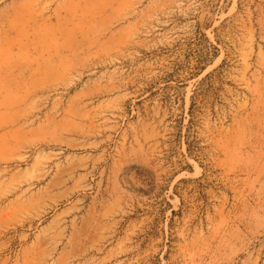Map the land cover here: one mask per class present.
<instances>
[{
	"label": "rangeland",
	"instance_id": "obj_1",
	"mask_svg": "<svg viewBox=\"0 0 264 264\" xmlns=\"http://www.w3.org/2000/svg\"><path fill=\"white\" fill-rule=\"evenodd\" d=\"M0 264H264V0H0Z\"/></svg>",
	"mask_w": 264,
	"mask_h": 264
}]
</instances>
